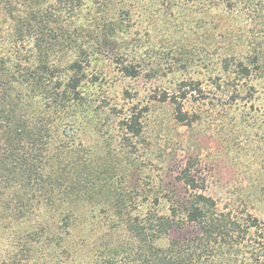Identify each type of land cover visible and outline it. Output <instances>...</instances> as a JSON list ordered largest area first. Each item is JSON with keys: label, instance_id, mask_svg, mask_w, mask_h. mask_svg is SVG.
<instances>
[{"label": "rangeland", "instance_id": "rangeland-1", "mask_svg": "<svg viewBox=\"0 0 264 264\" xmlns=\"http://www.w3.org/2000/svg\"><path fill=\"white\" fill-rule=\"evenodd\" d=\"M48 1L54 6L58 0ZM76 14L88 58L82 106L65 118L73 127L70 140L89 147L87 157H102L104 165L126 154L134 161L120 167L131 177L126 195L135 198V213L152 208L166 215L171 201L184 203L190 191L179 176L191 166L200 192L217 210L256 220L243 249L248 254L258 247L257 239L264 241V0H85ZM4 29L11 40L10 24ZM24 45L34 51L31 42ZM76 55H58L57 67L66 69ZM163 94L180 101L185 122L176 119V104L160 100ZM131 112L141 113L136 138L120 128ZM2 216L0 264H23L16 245L20 228ZM94 225L79 223L74 243ZM198 233L188 224L170 236Z\"/></svg>", "mask_w": 264, "mask_h": 264}, {"label": "trees", "instance_id": "trees-1", "mask_svg": "<svg viewBox=\"0 0 264 264\" xmlns=\"http://www.w3.org/2000/svg\"><path fill=\"white\" fill-rule=\"evenodd\" d=\"M55 2L0 0V214L20 228V261L81 264L86 256L89 264H264V241L257 239L258 247L248 254L243 249L256 220L217 210L200 192L203 185L191 166L179 176L190 191L184 203L171 201L166 215L152 208L135 213V198L126 195L131 177L120 167L134 161L127 154L116 159L109 154L114 163L104 165L102 157H87L89 147L70 140L73 127L65 118L82 106L88 58L79 41L86 31L73 18L85 0ZM63 9L68 19H62ZM7 24L11 40L4 37ZM25 42L32 43L33 52L25 50ZM69 51L77 55L66 69L57 67L56 57ZM241 74H249L247 67ZM160 100L176 104L178 122L188 119L176 97L163 94ZM140 118L131 112L120 122L125 135H141ZM152 202L159 205L156 198ZM88 222L94 227L75 244L73 230ZM188 224L199 233L171 238L172 230ZM102 227L107 230L97 235Z\"/></svg>", "mask_w": 264, "mask_h": 264}]
</instances>
